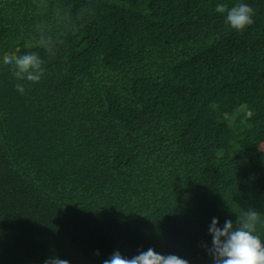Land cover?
Instances as JSON below:
<instances>
[{"label":"trees","instance_id":"16d2710c","mask_svg":"<svg viewBox=\"0 0 264 264\" xmlns=\"http://www.w3.org/2000/svg\"><path fill=\"white\" fill-rule=\"evenodd\" d=\"M218 3L254 22L232 29ZM57 4L73 19L49 53L30 33L51 17L0 0V264H213V217L264 214V0ZM9 52L40 55L42 79L17 81Z\"/></svg>","mask_w":264,"mask_h":264},{"label":"clouds","instance_id":"9594fccd","mask_svg":"<svg viewBox=\"0 0 264 264\" xmlns=\"http://www.w3.org/2000/svg\"><path fill=\"white\" fill-rule=\"evenodd\" d=\"M37 14L50 16L48 19H39L32 26L30 39L49 53H55L67 32L65 25L73 19L69 8L57 4L52 6V0H34ZM217 13H226L225 23L236 31H243L254 20V9L245 3H239L231 8L226 4L218 3L215 6ZM55 25V27H53ZM45 61L36 52L23 55L5 53L2 65L7 66L17 81L38 83L45 74ZM16 90L25 93L24 83H16ZM218 219L213 217L208 231L212 237L208 253L213 264H264V214L252 208L237 214L235 224L232 220L225 221L223 227H218ZM44 264H69L67 260L50 257ZM103 264H188V261L176 255H161L149 248L140 252L131 259L124 257L117 250Z\"/></svg>","mask_w":264,"mask_h":264},{"label":"rangeland","instance_id":"374dc122","mask_svg":"<svg viewBox=\"0 0 264 264\" xmlns=\"http://www.w3.org/2000/svg\"><path fill=\"white\" fill-rule=\"evenodd\" d=\"M263 147H264V145L261 146V148H263Z\"/></svg>","mask_w":264,"mask_h":264}]
</instances>
